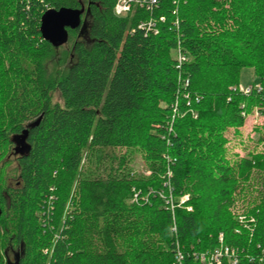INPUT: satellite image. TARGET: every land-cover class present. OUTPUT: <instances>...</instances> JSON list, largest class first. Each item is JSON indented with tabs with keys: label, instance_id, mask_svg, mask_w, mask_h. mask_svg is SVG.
<instances>
[{
	"label": "trees",
	"instance_id": "trees-1",
	"mask_svg": "<svg viewBox=\"0 0 264 264\" xmlns=\"http://www.w3.org/2000/svg\"><path fill=\"white\" fill-rule=\"evenodd\" d=\"M156 1L116 17L110 0H0V264H172L177 247L200 264L221 245L264 264V162L231 164L224 135L264 107V0ZM62 7L85 29L54 47L40 20ZM244 69L260 91L239 90Z\"/></svg>",
	"mask_w": 264,
	"mask_h": 264
},
{
	"label": "rangeland",
	"instance_id": "rangeland-1",
	"mask_svg": "<svg viewBox=\"0 0 264 264\" xmlns=\"http://www.w3.org/2000/svg\"><path fill=\"white\" fill-rule=\"evenodd\" d=\"M49 9V8H48ZM65 49H68L67 46H64ZM59 61L56 58L53 64L49 66V72L59 70L62 68V66H59ZM259 85L257 82V79L255 77V74L252 69H244L241 72L240 75V85L241 87H249ZM53 103H61V99L59 94H54L53 96ZM174 117H171L173 119ZM170 119V120H171ZM225 137L227 139V143L225 145L226 149V158L229 160L231 164L238 162L239 160H242L244 158H248V156L252 157H260V160L264 162V107L261 109H254L246 118L243 127L235 130L233 128L228 129L225 132ZM11 161V160H9ZM13 162V159L12 161ZM150 164L145 159V155L141 151H136L133 154V159L131 162V168L136 175L141 176H151L152 171L150 170ZM15 166V162L11 164L9 175L10 177L13 176V169ZM263 177L262 181H264V171L261 175ZM253 182H256L258 184L255 188H260L259 183L261 180H257V175H254ZM251 184V182H250ZM252 191V190H251ZM255 196V192H249L245 195H241L239 197H236V201L234 202V205L230 208V213L235 216L242 215L243 209H247L251 201L254 202L255 200L252 198ZM188 196L185 195L181 198L184 199ZM186 199V200H187ZM52 206V205H51ZM10 258H12V254H10Z\"/></svg>",
	"mask_w": 264,
	"mask_h": 264
},
{
	"label": "built area",
	"instance_id": "built-area-1",
	"mask_svg": "<svg viewBox=\"0 0 264 264\" xmlns=\"http://www.w3.org/2000/svg\"><path fill=\"white\" fill-rule=\"evenodd\" d=\"M113 3V14L116 17H126L133 13L135 10H143V11H150L152 7L156 4V0H110ZM163 20V19H161ZM139 29H146L148 31H155L154 22L147 21L141 22L138 25ZM156 33V31L154 32ZM185 61L184 55L179 51L177 54V68L180 66L181 63ZM188 83L185 82V85ZM241 92L244 94H249L253 90L260 91V87L258 85L249 86V87H241L239 88ZM188 105V103H187ZM176 111V106L174 107V112ZM187 198L181 200V202L185 201ZM166 204L173 208L172 200H167ZM188 211L191 210L190 208H186ZM242 220V218H239ZM176 228L172 227V232H175ZM219 242L222 244V234L219 235L218 238ZM264 255V251H263ZM193 257L195 260H198L200 264H218L223 258L227 260H231L232 264H236L235 257V250L229 248L227 246L221 245L219 248L215 249L211 253H201L197 254L194 253ZM186 256L180 251L179 247L176 249V253L174 255V259L172 264H184Z\"/></svg>",
	"mask_w": 264,
	"mask_h": 264
},
{
	"label": "water",
	"instance_id": "water-1",
	"mask_svg": "<svg viewBox=\"0 0 264 264\" xmlns=\"http://www.w3.org/2000/svg\"><path fill=\"white\" fill-rule=\"evenodd\" d=\"M82 10L62 7L58 10L48 9L40 20V34L44 41L54 47L66 44L68 39L67 30L80 29L82 33L85 23L81 19Z\"/></svg>",
	"mask_w": 264,
	"mask_h": 264
}]
</instances>
